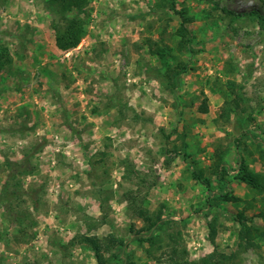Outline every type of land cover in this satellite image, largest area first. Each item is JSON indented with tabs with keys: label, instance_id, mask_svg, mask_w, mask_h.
Listing matches in <instances>:
<instances>
[{
	"label": "rangeland",
	"instance_id": "374dc122",
	"mask_svg": "<svg viewBox=\"0 0 264 264\" xmlns=\"http://www.w3.org/2000/svg\"><path fill=\"white\" fill-rule=\"evenodd\" d=\"M71 18L85 34L63 50L54 23ZM2 45L0 264H99L87 235L118 239L110 264H171V245L197 264H264V239L239 237L240 213L264 224L248 183L264 173V0H0ZM230 80L242 99L227 120ZM138 205L160 216L161 245Z\"/></svg>",
	"mask_w": 264,
	"mask_h": 264
},
{
	"label": "trees",
	"instance_id": "16d2710c",
	"mask_svg": "<svg viewBox=\"0 0 264 264\" xmlns=\"http://www.w3.org/2000/svg\"><path fill=\"white\" fill-rule=\"evenodd\" d=\"M55 4H58L62 10L65 12H70L74 10H79L83 9L84 5L86 4V0H53ZM183 20L181 22V25L178 28V33L182 37L179 46L180 49L187 45L192 43V36H189V28L187 27V21H190L189 18H186L184 12H180ZM64 25L56 24L54 23V28L56 30V43L57 46L63 50L67 49H72L76 47L82 37L85 34V29H84V24L81 20L76 19V18H71L70 20H67ZM190 51H192L190 49ZM152 53L157 55L163 62V64L167 67L168 72H167V77H172L175 78L177 74L179 73V67L177 64L171 69L170 68V62L168 60V56L176 57V54H174L171 50L170 47H162L161 45H157L152 49ZM12 63V57L9 52V48L7 46H0V67L5 68L6 65H10ZM161 72H159V75L161 76ZM235 81L230 80L229 81V86L231 87V93H234L235 96L233 98H227L225 96V100L222 106V114L224 115L227 120L229 119L231 113L235 110L240 108L241 106V95L239 92H236L235 90ZM173 85V84H171ZM199 110L201 112H207L208 111V106L206 101H203L200 106ZM261 153H263L261 151ZM263 157V155L261 156ZM22 171V170H21ZM24 171V170H23ZM22 171V172H23ZM25 171H28L27 169ZM249 185L251 189H253L256 192H264V173L263 172H257L254 170H251L249 172ZM10 179H16V173H10ZM8 191V187L6 186L3 189L4 194H7L6 192ZM18 196L16 192H13L10 194V198H14ZM223 200L224 201H233V202H238L239 198L236 196L231 195L230 193H224L222 194ZM3 201L6 203L7 199L5 198V195L0 196V201ZM261 202V208L256 213V217L264 219V195L261 196L260 198ZM251 205V204H250ZM138 214L143 218L145 223H148L145 225L144 231H147L149 235L146 237L144 240L145 242L149 243V245L152 247L159 243L160 240L158 239V235L152 234V231L158 229V220H159V215H150L148 210L145 209L144 207H141L138 205ZM239 217H241L240 224H241V232L239 234V237L241 241L244 242V245L246 248L253 247L256 244L255 237H259L261 239H264V224H257L253 220V218H250L251 220L246 221V217L244 213H240ZM245 217V218H244ZM83 241L87 243V245L91 248V250L94 253L95 258L97 259L99 264H110L107 262V258H105L104 253L105 252H112V255L114 257H117L116 252H114V248L112 245L115 242H118V239L113 238V239H101L98 237L94 236H82ZM184 251L180 252L175 246L171 245V248L169 252L167 253V256L169 257V261H171V264H197L190 262L189 260H186L185 258L181 257V253H184ZM186 253V252H185ZM216 255L215 260L211 264H225L227 260H229V256L220 254Z\"/></svg>",
	"mask_w": 264,
	"mask_h": 264
}]
</instances>
